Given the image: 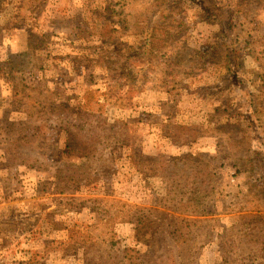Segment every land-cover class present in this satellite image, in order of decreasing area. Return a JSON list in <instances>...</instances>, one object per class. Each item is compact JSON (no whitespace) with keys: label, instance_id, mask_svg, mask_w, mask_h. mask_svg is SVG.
<instances>
[{"label":"rangeland","instance_id":"obj_1","mask_svg":"<svg viewBox=\"0 0 264 264\" xmlns=\"http://www.w3.org/2000/svg\"><path fill=\"white\" fill-rule=\"evenodd\" d=\"M0 264H264V0H0Z\"/></svg>","mask_w":264,"mask_h":264},{"label":"trees","instance_id":"obj_2","mask_svg":"<svg viewBox=\"0 0 264 264\" xmlns=\"http://www.w3.org/2000/svg\"><path fill=\"white\" fill-rule=\"evenodd\" d=\"M139 233V230L137 231V228H136V235ZM129 251H131V250H129ZM137 254V253H136ZM138 255V254H137Z\"/></svg>","mask_w":264,"mask_h":264}]
</instances>
